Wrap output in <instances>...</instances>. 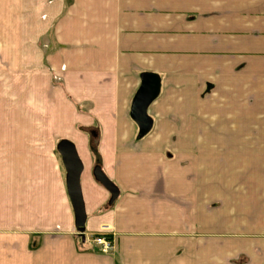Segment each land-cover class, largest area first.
<instances>
[{
    "label": "crops",
    "instance_id": "obj_1",
    "mask_svg": "<svg viewBox=\"0 0 264 264\" xmlns=\"http://www.w3.org/2000/svg\"><path fill=\"white\" fill-rule=\"evenodd\" d=\"M0 264H264V0H0Z\"/></svg>",
    "mask_w": 264,
    "mask_h": 264
},
{
    "label": "water",
    "instance_id": "obj_2",
    "mask_svg": "<svg viewBox=\"0 0 264 264\" xmlns=\"http://www.w3.org/2000/svg\"><path fill=\"white\" fill-rule=\"evenodd\" d=\"M150 76L151 74H149V77ZM156 79V85L151 81L142 85L131 105V117L138 125L139 135L146 133L151 126V119L147 115L146 109L158 93L159 81L157 77ZM57 151L66 171V187L74 213L75 228L82 235L86 220L80 187V174L83 166L72 141L68 139H60L57 143ZM94 175L95 178L109 190L111 195L109 202H113L118 195V189L115 184L103 174L99 165L95 166Z\"/></svg>",
    "mask_w": 264,
    "mask_h": 264
},
{
    "label": "rangeland",
    "instance_id": "obj_3",
    "mask_svg": "<svg viewBox=\"0 0 264 264\" xmlns=\"http://www.w3.org/2000/svg\"><path fill=\"white\" fill-rule=\"evenodd\" d=\"M4 9H5V12H6L7 9H8V7H5ZM42 43H43V40L41 38L39 40V44L42 45ZM52 80L53 81H52V84L51 85L53 87L60 86L58 79L53 78ZM43 107H44L43 105L37 106V128H41L40 124L43 122V121H41V119H43V114L41 113V111H43ZM49 119L50 118H48V116H47L46 117V120H44L45 125L44 126L42 125V128L44 127V129H46V132H49V130H50V132L52 131V132L55 133V131H57V130L55 129V126L53 125V122L51 123V121ZM59 137H60V135H58V134H54V135H51V136L50 135H46V136H42V137H37V142H39V140H41L43 142V140L45 139L47 141V143H49L50 145H54L55 144V141Z\"/></svg>",
    "mask_w": 264,
    "mask_h": 264
},
{
    "label": "built area",
    "instance_id": "obj_4",
    "mask_svg": "<svg viewBox=\"0 0 264 264\" xmlns=\"http://www.w3.org/2000/svg\"><path fill=\"white\" fill-rule=\"evenodd\" d=\"M88 240L90 243L97 246L100 251L108 252L113 249V237L109 233V227L106 224H102L100 231L93 234Z\"/></svg>",
    "mask_w": 264,
    "mask_h": 264
}]
</instances>
